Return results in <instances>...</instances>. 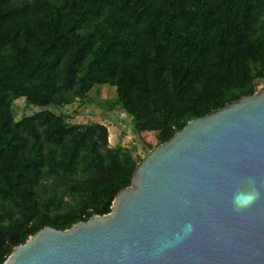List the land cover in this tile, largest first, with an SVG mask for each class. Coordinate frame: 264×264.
<instances>
[{
  "label": "trees",
  "instance_id": "1",
  "mask_svg": "<svg viewBox=\"0 0 264 264\" xmlns=\"http://www.w3.org/2000/svg\"><path fill=\"white\" fill-rule=\"evenodd\" d=\"M259 83L264 0H0V264L44 227L110 213L140 161L48 107L114 87L159 146ZM21 98L42 110L15 120Z\"/></svg>",
  "mask_w": 264,
  "mask_h": 264
},
{
  "label": "water",
  "instance_id": "2",
  "mask_svg": "<svg viewBox=\"0 0 264 264\" xmlns=\"http://www.w3.org/2000/svg\"><path fill=\"white\" fill-rule=\"evenodd\" d=\"M2 264H264V85L148 150L110 213Z\"/></svg>",
  "mask_w": 264,
  "mask_h": 264
},
{
  "label": "rangeland",
  "instance_id": "3",
  "mask_svg": "<svg viewBox=\"0 0 264 264\" xmlns=\"http://www.w3.org/2000/svg\"><path fill=\"white\" fill-rule=\"evenodd\" d=\"M115 99L114 87L96 85L84 101H75L64 107L50 106L48 109L57 115H66L70 125H92L103 121L109 130V145L126 148L137 160H141L148 151V145L153 148L158 146L157 133L150 132L140 135L134 133L131 118L119 116L120 110L115 106ZM13 109L15 120L42 110L39 107L27 105L23 98L14 102Z\"/></svg>",
  "mask_w": 264,
  "mask_h": 264
},
{
  "label": "crops",
  "instance_id": "4",
  "mask_svg": "<svg viewBox=\"0 0 264 264\" xmlns=\"http://www.w3.org/2000/svg\"><path fill=\"white\" fill-rule=\"evenodd\" d=\"M120 113H121V112H120ZM119 116H120V114H119ZM98 124H102V125H104V126L107 128V131L109 132L107 125L104 124L103 121H102L101 123H98ZM110 146H111V145H110ZM113 147H116V146H113Z\"/></svg>",
  "mask_w": 264,
  "mask_h": 264
},
{
  "label": "built area",
  "instance_id": "5",
  "mask_svg": "<svg viewBox=\"0 0 264 264\" xmlns=\"http://www.w3.org/2000/svg\"><path fill=\"white\" fill-rule=\"evenodd\" d=\"M120 117H121V118L125 117V114L121 112V113H120Z\"/></svg>",
  "mask_w": 264,
  "mask_h": 264
}]
</instances>
